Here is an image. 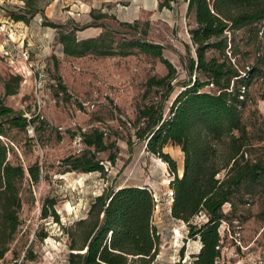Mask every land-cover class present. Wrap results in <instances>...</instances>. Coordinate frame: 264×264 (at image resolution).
Returning a JSON list of instances; mask_svg holds the SVG:
<instances>
[{
  "label": "rangeland",
  "instance_id": "rangeland-1",
  "mask_svg": "<svg viewBox=\"0 0 264 264\" xmlns=\"http://www.w3.org/2000/svg\"><path fill=\"white\" fill-rule=\"evenodd\" d=\"M164 1L0 0V99L38 119L27 129L8 130L5 140L13 147L9 159L25 169L38 163L41 169L39 182L26 172L19 184L21 225L0 264H68V232L78 235L75 224L87 217L95 196L126 185L148 186L155 196L153 224L160 233V250L154 264H190L191 255L198 253L201 242L189 237L186 222L171 215L174 175L166 162L146 151L135 133L141 125L136 116L145 102V82L152 75H165L166 66L139 49L126 56H67L59 39L61 31L73 30L80 40L106 34L115 45L131 39L162 44L164 56L178 72L174 98L189 78L185 67L196 56L188 33L194 17H187V0H169L160 7ZM31 12L28 22L12 16L28 13L30 17ZM45 20L62 26L46 25ZM240 59L251 64L255 53ZM18 75L22 81L17 93L6 95L5 82H15ZM151 97L157 99L155 93ZM242 116L259 142L264 136L263 78L252 84ZM94 128L105 132L109 144V149L97 153L105 171L66 172L63 159L81 154L86 149L82 133ZM164 150L176 160L181 174V148L168 144ZM114 154L116 161L111 162L109 156ZM47 198L56 199L59 222L41 215ZM249 201L223 207L227 219L220 226L218 264H264V195ZM206 221L204 214L194 220Z\"/></svg>",
  "mask_w": 264,
  "mask_h": 264
},
{
  "label": "trees",
  "instance_id": "trees-1",
  "mask_svg": "<svg viewBox=\"0 0 264 264\" xmlns=\"http://www.w3.org/2000/svg\"><path fill=\"white\" fill-rule=\"evenodd\" d=\"M187 2V17H194L189 33L196 56L185 67L189 78L174 98L178 72L164 56L162 44L131 39L115 45L114 38L106 34L80 40L73 30L61 31L59 39L67 56H126L139 49L158 57L166 66L165 75H152L145 82V102L138 106L136 116L141 125L135 133L145 142L146 151L166 162L174 175L170 181L171 215L186 222L189 237L201 242L190 264H218L220 226L227 219L224 205L250 203V198L264 195V136L255 142L242 116L255 79L264 80V0ZM168 4L166 0L160 7ZM27 14L12 16L28 22L34 13L30 17ZM44 23L62 26L46 20ZM252 52L254 61L242 63L240 57ZM14 80L5 82L6 95L17 93L22 78L18 75ZM152 93L157 99L151 97ZM37 120L0 99V258L10 250V242L21 225L20 182L26 172L34 183L41 178L38 163L25 169L10 161L13 147L5 137L9 129L24 130ZM82 139L86 149L63 159L68 166L66 172H104L106 164L97 153L109 149L105 132L94 128L82 133ZM168 144L179 146L183 152L181 174L176 160L164 150ZM109 158L116 161L115 154ZM55 204V198L45 200L43 218L60 221ZM156 205L148 186L104 189L94 197L87 217L76 222L78 235L68 232V264H154L160 250V233L153 224ZM201 214L207 221L194 222Z\"/></svg>",
  "mask_w": 264,
  "mask_h": 264
},
{
  "label": "crops",
  "instance_id": "crops-1",
  "mask_svg": "<svg viewBox=\"0 0 264 264\" xmlns=\"http://www.w3.org/2000/svg\"><path fill=\"white\" fill-rule=\"evenodd\" d=\"M105 2H110V1H117V0H104ZM188 5V4H187ZM183 16V15H182ZM186 18V16H184V19ZM183 19V17L181 18H177V22L180 23V21ZM192 27V25L190 26ZM188 33H189V30H188ZM189 36H190V33H189ZM190 42L192 43V40H191V36H190Z\"/></svg>",
  "mask_w": 264,
  "mask_h": 264
}]
</instances>
